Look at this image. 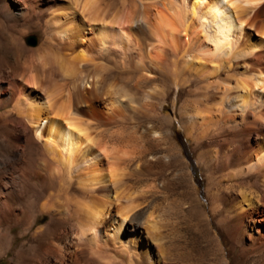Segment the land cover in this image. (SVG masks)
Listing matches in <instances>:
<instances>
[{
	"label": "rangeland",
	"instance_id": "1",
	"mask_svg": "<svg viewBox=\"0 0 264 264\" xmlns=\"http://www.w3.org/2000/svg\"><path fill=\"white\" fill-rule=\"evenodd\" d=\"M103 1L119 9L141 10L139 0ZM173 2L182 11L179 0ZM194 23L187 33L176 36L175 45L145 44L129 30L126 43L92 47L89 65L98 68L101 81L95 105L104 117L84 116L90 125L88 133L115 154L124 187L138 192L142 203L138 222L159 246L161 264H264V225L242 217L239 209L243 198L264 207L262 178L244 173L253 154L247 144L251 120L233 106V96L222 99L236 75L242 78L247 68L259 70L264 65L253 61L246 66V58L240 55L243 45L236 50L240 56L229 64L218 59L212 62L205 53L209 43ZM44 29L22 33L17 22L0 20V41L21 37L28 47L37 48L45 39ZM85 36L88 45L93 33L85 31ZM257 52L264 53V49ZM2 67L8 70L7 65ZM91 69L80 68L76 74L90 77ZM1 116L0 154L11 148L24 157L20 166L13 164L4 172L6 183L19 188L23 196L11 204L7 220L0 221V264H106L73 248L71 263L51 253L53 242L67 227L61 222L59 207L42 212L32 205L39 180L31 172L39 170L50 178L42 169L43 156L34 147L23 151L11 133L12 125L5 114ZM45 201L59 204L63 193L51 190ZM51 217L57 226L46 234ZM254 226L258 234L252 231Z\"/></svg>",
	"mask_w": 264,
	"mask_h": 264
},
{
	"label": "bare ground",
	"instance_id": "2",
	"mask_svg": "<svg viewBox=\"0 0 264 264\" xmlns=\"http://www.w3.org/2000/svg\"><path fill=\"white\" fill-rule=\"evenodd\" d=\"M139 1L141 10L132 11L103 0H0L1 21L17 22L22 33L45 28V39L37 48L28 47L21 37L0 41V110L7 108L1 115L12 125L11 133L22 150L34 147L43 156L42 169L50 178L39 170L31 172L39 180L32 205L42 212L60 208L58 214L67 228L53 242L51 253L64 262L75 259L73 248L106 264H161L159 246L138 222L142 206L138 192L124 187L115 154L88 133L90 125L84 116L104 117L95 105L101 81L98 68L89 65L93 46L101 49L126 43L129 30L139 34L145 44L175 45L176 36L187 33L195 22L209 43L205 53L212 62L218 59L229 64L239 55L237 47L243 45L245 53L240 55L246 58V66L253 61L264 65V53H256L264 49V0H179L182 11L173 0ZM85 31L93 33L88 45ZM3 65L8 70H2ZM80 68H92L93 75H77ZM246 70L242 78L234 77V85L226 87L222 99L233 96V106L251 120L247 144L253 154L244 173H255L264 184V68ZM22 154L11 148L0 154V221L22 195L4 176L8 167L19 165ZM54 189L63 193V201L43 202ZM254 201L243 198L239 213L264 225V217L255 218L264 215V207ZM56 223L51 217L45 233ZM252 231L260 232L256 227Z\"/></svg>",
	"mask_w": 264,
	"mask_h": 264
}]
</instances>
